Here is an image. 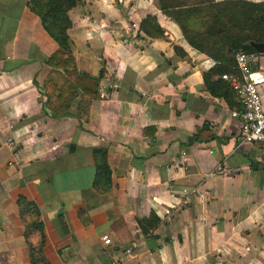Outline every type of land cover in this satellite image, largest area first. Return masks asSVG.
<instances>
[{"label": "crops", "instance_id": "obj_1", "mask_svg": "<svg viewBox=\"0 0 264 264\" xmlns=\"http://www.w3.org/2000/svg\"><path fill=\"white\" fill-rule=\"evenodd\" d=\"M26 4L0 0V264H31L20 197L39 211L48 264H108L133 243L120 264H264V150L241 143L235 96L206 90L214 60L158 0H80L69 47L78 71L101 74L98 96L76 91L51 121L34 82L58 46ZM148 16L162 36L141 31ZM95 149L108 152L105 194L92 188ZM152 215L159 224L141 235Z\"/></svg>", "mask_w": 264, "mask_h": 264}, {"label": "trees", "instance_id": "obj_2", "mask_svg": "<svg viewBox=\"0 0 264 264\" xmlns=\"http://www.w3.org/2000/svg\"><path fill=\"white\" fill-rule=\"evenodd\" d=\"M158 1L162 11L168 14L181 28L184 34L183 36L189 44L197 51L206 54L214 60V68L203 74V82L209 94L225 100L234 96L229 85L221 80V76L236 72L234 56L237 53H254L255 51L251 47V43L264 45V39L259 38L264 36V16L261 14L264 13V4L232 1L214 3L212 0H195V3H190L188 0ZM79 2L80 0H27L26 4L30 12L39 18L46 34L58 46V50L45 61V64L51 69L46 80L40 85L34 82V86L38 89L39 94L45 98L44 112L51 121H56L69 114L76 91H80L83 96L89 99H95L98 96L101 74L98 78H94L87 73L78 71L69 47L68 31L71 28V21L68 13ZM208 6L217 8V14L219 16L224 11H228L229 14L227 17L233 16L238 21H243L244 24L241 26H249L250 30L248 34L245 37H227L222 22L218 19V15L212 16L211 19L206 13ZM254 11L257 16L249 14ZM191 19H201L203 30L197 31L196 34L200 35L202 40L206 37L209 39L218 38V45L220 46L218 53L215 54L205 51L199 47L200 45L197 46L195 42L191 41L185 35L186 27ZM249 23H255L256 26L250 27ZM234 27H236V24H234ZM140 28L149 37H160L163 33L156 24V19L152 16H148L141 23ZM259 30L262 31L260 36L258 33ZM221 39L223 40L221 41ZM230 55H232L233 59L230 58ZM59 77L62 79L61 86H58L55 82V79ZM107 155V149H95L91 151V157L95 166V177L92 188L98 194H105L111 187V170L108 165ZM17 204L22 220L28 223V234L26 235V240L28 239V241L26 242L30 263L38 264L40 262L41 264H48L41 251L44 244V235L42 232V224L37 222L39 217L37 207L27 202L23 197L18 199ZM28 213L34 217L31 223L27 221ZM159 222L160 220L155 215H152L149 221L138 222L141 235H148L149 231L153 230ZM31 231L39 234V246L35 251L32 243H29V232ZM37 258H39V261Z\"/></svg>", "mask_w": 264, "mask_h": 264}, {"label": "built area", "instance_id": "obj_3", "mask_svg": "<svg viewBox=\"0 0 264 264\" xmlns=\"http://www.w3.org/2000/svg\"><path fill=\"white\" fill-rule=\"evenodd\" d=\"M234 61L236 72L221 76L240 105V111L233 112L231 116L241 119V143L256 144L264 150V54L239 52L234 56ZM6 144L12 152L8 165L18 166L19 156L14 141L8 139ZM102 241L106 246H111L106 237ZM136 247V243L131 244L122 251L121 257L108 264H120Z\"/></svg>", "mask_w": 264, "mask_h": 264}, {"label": "rangeland", "instance_id": "obj_4", "mask_svg": "<svg viewBox=\"0 0 264 264\" xmlns=\"http://www.w3.org/2000/svg\"><path fill=\"white\" fill-rule=\"evenodd\" d=\"M188 1L190 3H195V0H188ZM206 9H207L206 13L210 16V18L212 16L218 15L217 14V11H218L217 8H214L212 6H208ZM246 10H248V9H246ZM228 14H229L228 11H224L223 14H221L220 16L218 15V19L222 22V26H223V29L225 30L226 36L227 37H232V36L245 37L248 34V31L250 30L249 26L248 25L241 26L242 24H244L243 21H238L233 16L227 17ZM249 14H253L254 16H257L255 11L251 12ZM261 14L264 16V13H261ZM201 23H202L201 19H191L190 23H188V26L186 27L185 35L191 41L195 42L197 44V46L200 45L199 47H201L205 51L210 52V53H215V54L218 53V50L220 47L218 45V38L209 39L206 36H204L206 38L204 40H202L200 35L196 34L197 31L203 30ZM234 24H236V27H234ZM249 24H250V27L256 26L255 23H249ZM181 33H182V35H184L183 32H181ZM258 33L260 36L262 34V31L259 30ZM255 36H257V35H255ZM259 38L263 40L264 36H261ZM222 40L223 39H221V41ZM215 44L217 45V47ZM230 58L233 59L232 55H230ZM29 213L27 215V218H28V222L31 223V222H33L34 217L32 216V214H29ZM29 234H30L29 235L30 241L32 242V246H33L34 251H35L39 246V234L36 232H29ZM37 259L39 261V258H37ZM38 264H41V263L39 262Z\"/></svg>", "mask_w": 264, "mask_h": 264}, {"label": "water", "instance_id": "obj_5", "mask_svg": "<svg viewBox=\"0 0 264 264\" xmlns=\"http://www.w3.org/2000/svg\"><path fill=\"white\" fill-rule=\"evenodd\" d=\"M250 45L255 52H257L259 54H264V45L263 44L251 43Z\"/></svg>", "mask_w": 264, "mask_h": 264}]
</instances>
